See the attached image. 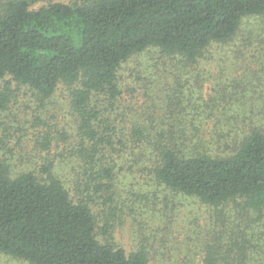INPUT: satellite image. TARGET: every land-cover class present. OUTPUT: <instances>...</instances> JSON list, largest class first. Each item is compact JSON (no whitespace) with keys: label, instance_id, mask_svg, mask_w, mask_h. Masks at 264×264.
Wrapping results in <instances>:
<instances>
[{"label":"trees","instance_id":"1","mask_svg":"<svg viewBox=\"0 0 264 264\" xmlns=\"http://www.w3.org/2000/svg\"><path fill=\"white\" fill-rule=\"evenodd\" d=\"M39 2L0 0V132L13 84L41 108L64 89L78 140L62 154L75 176L65 181L52 163L15 174L0 154V255L28 264H149L143 247L127 253L111 240L112 218L101 226L94 211L100 199L113 212L120 176L135 170L200 200L216 226L264 229V104L218 118L210 133L197 122L186 132L177 119L149 117L127 134L113 117L123 66L155 53L158 71L170 62L177 71L198 67L246 18L264 16V0ZM44 142L49 152L51 136ZM215 256L210 248L205 264Z\"/></svg>","mask_w":264,"mask_h":264},{"label":"rangeland","instance_id":"2","mask_svg":"<svg viewBox=\"0 0 264 264\" xmlns=\"http://www.w3.org/2000/svg\"><path fill=\"white\" fill-rule=\"evenodd\" d=\"M49 1L73 0H40L35 8ZM154 56H138L120 72L123 97L113 117L127 134L132 122L149 117L168 124L177 119L186 132L192 131L191 122H197L210 133L218 118L248 116L253 107L264 104V16L246 18L233 41L210 47L198 67L177 71L170 62L158 71ZM12 86L15 95L3 117L0 154L8 158L15 174L52 163L65 181L73 179L75 172L65 165L71 160L62 154L66 150L71 154L78 140L68 93L60 89L41 108L33 92ZM46 135L53 141L49 152L42 148ZM150 176L141 170L124 172L113 212L110 204L97 199L94 211L99 223L103 226L112 218L111 240L119 247L127 253L143 247L149 264H205L210 248L216 264H264L263 228L216 226L210 207L157 185ZM0 264L28 263L0 255Z\"/></svg>","mask_w":264,"mask_h":264}]
</instances>
